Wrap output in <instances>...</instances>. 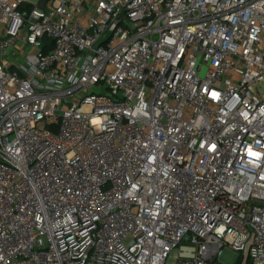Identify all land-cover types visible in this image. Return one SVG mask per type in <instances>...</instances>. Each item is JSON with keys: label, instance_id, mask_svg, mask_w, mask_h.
Returning a JSON list of instances; mask_svg holds the SVG:
<instances>
[{"label": "built area", "instance_id": "built-area-1", "mask_svg": "<svg viewBox=\"0 0 264 264\" xmlns=\"http://www.w3.org/2000/svg\"><path fill=\"white\" fill-rule=\"evenodd\" d=\"M263 83L264 0H0V264H264Z\"/></svg>", "mask_w": 264, "mask_h": 264}, {"label": "rangeland", "instance_id": "rangeland-1", "mask_svg": "<svg viewBox=\"0 0 264 264\" xmlns=\"http://www.w3.org/2000/svg\"><path fill=\"white\" fill-rule=\"evenodd\" d=\"M34 1V0H30ZM207 67H204L201 72V77L204 78L207 73ZM261 95H264V83L261 86ZM243 257L240 253L234 252L233 250L226 248L223 250L222 255L219 258L221 264H239L242 262ZM251 264V261L249 262ZM168 264H172V261H169ZM248 264V263H247Z\"/></svg>", "mask_w": 264, "mask_h": 264}, {"label": "trees", "instance_id": "trees-1", "mask_svg": "<svg viewBox=\"0 0 264 264\" xmlns=\"http://www.w3.org/2000/svg\"><path fill=\"white\" fill-rule=\"evenodd\" d=\"M249 262H250V261H249ZM249 262H248V264H250ZM239 264H241V262H240Z\"/></svg>", "mask_w": 264, "mask_h": 264}]
</instances>
